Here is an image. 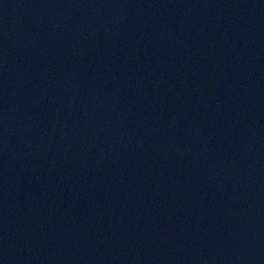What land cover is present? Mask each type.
<instances>
[{"label": "water", "instance_id": "water-1", "mask_svg": "<svg viewBox=\"0 0 264 264\" xmlns=\"http://www.w3.org/2000/svg\"><path fill=\"white\" fill-rule=\"evenodd\" d=\"M0 264H264V0H0Z\"/></svg>", "mask_w": 264, "mask_h": 264}]
</instances>
